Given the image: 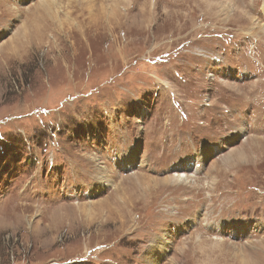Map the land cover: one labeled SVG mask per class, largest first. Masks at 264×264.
<instances>
[{
  "label": "rangeland",
  "instance_id": "rangeland-1",
  "mask_svg": "<svg viewBox=\"0 0 264 264\" xmlns=\"http://www.w3.org/2000/svg\"><path fill=\"white\" fill-rule=\"evenodd\" d=\"M222 1L0 0V264H264V0Z\"/></svg>",
  "mask_w": 264,
  "mask_h": 264
},
{
  "label": "bare ground",
  "instance_id": "bare-ground-1",
  "mask_svg": "<svg viewBox=\"0 0 264 264\" xmlns=\"http://www.w3.org/2000/svg\"><path fill=\"white\" fill-rule=\"evenodd\" d=\"M22 1H24V0H22ZM55 1V0H54ZM53 2V0H39V2L36 4V6H35V8H34V10H33V12H32V14L33 13H35V15H37V16H39V18H45L46 19V17H49V15H51L52 14V12L53 11H51L50 10V8H51V6H53V4H54V2ZM52 3V4H51ZM219 4V6H220V8H221V11L222 12H227V11H229V9H231V10H233L234 11V13L233 14H230V15H234L235 13H244L243 11L244 10H241L240 9V7H238V6H236L235 4L236 3H234V1L233 0H224V1H222V2H219L218 3ZM239 11V12H238ZM226 15V14H225ZM32 16V15H31ZM34 16V15H33ZM42 18H41V20H42ZM51 18V17H50ZM247 19H248V16H247ZM48 20H50V19H48ZM252 20V19H251ZM251 22V21H250ZM249 22V23H250ZM252 23H254V22H252ZM264 25V24H263ZM23 26V25H22ZM60 26V25H59ZM255 26H257V25H255ZM22 29H25L26 27L25 26H23V27H21ZM28 28V27H27ZM33 28V27H32ZM263 28H264V26H263ZM30 29V28H29ZM34 29V28H33ZM32 29V30H33ZM257 29V28H256ZM24 31V30H23ZM29 31V30H28ZM34 31V30H33ZM32 31V32H33ZM37 29H36V32L35 33H37ZM18 32V31H17ZM34 33V32H33ZM18 34V33H17ZM18 36V35H17ZM16 36V37H17ZM20 36H21V34H20ZM34 37V35L33 34H31L30 32H28L26 35H25V39H24V41H20V40H17L16 38V40L15 41H12L11 40V42H9L8 44H7V49L8 50H6V51H10V52H15L16 50V47L18 46V45H20V44H26L27 42H28V40H30V39H32ZM23 39V38H22ZM2 44H4V43H2ZM6 44V43H5ZM4 46V45H3ZM1 47V46H0ZM6 47V46H5ZM0 49H2V48H0ZM6 49V48H5ZM4 49V50H5ZM17 52V51H16ZM131 153V156L133 155V153L132 152H130ZM130 153H129V155H130ZM128 155V154H127ZM129 155H128V158H132V157H129ZM244 155H245V152L243 151V148L240 146V147H236V149H234V150H232L230 153H229V155H228V157H227V159H226V161H228V160H230V161H232V160H240L242 157H244ZM133 160L134 159H130V161L133 163ZM119 161H122V159H119ZM225 162V161H224ZM177 165V168L176 169H174V174L172 175V176H170L169 178H167V179H165V180H155V178L153 179V178H151V177H148V176H142V175H139V174H134L133 176H132V180H133V182H134V184H136L135 186V189H133L132 187H130V189H132V191H131V193H129V195L128 196H123V197H120V198H118V199H113V204H114V206L116 207V203L119 201L120 202V204H122V205H125V204H127V203H129V201H131L130 199H132L133 197H135L136 195L138 196V194L139 193H143V192H145V191H147L148 189H152V188H156V186H159V184H160V186H161V184L162 185H164L165 183H168L169 182V180L171 179V181L170 182H176V183H178L179 181L180 182H182V183H188V182H191L192 181V178H193V176L192 175H190V174H186L185 172H187L186 170V167H189V163L188 162H184V163H182V165L181 164H176ZM228 166V165H227ZM216 167V165L215 166H213V168H215ZM105 169V168H104ZM108 170V169H107ZM107 170H105V171H107ZM188 170H190V169H188ZM103 172V171H102ZM101 172V173H102ZM99 175V174H98ZM101 175V174H100ZM102 177H104L103 175L102 176H100V179H102ZM105 178V180H106V177H104ZM131 178V177H130ZM194 178H195V176H194ZM129 179V178H128ZM128 179H126V180H128ZM196 179V178H195ZM132 180H130V181H132ZM122 183V182H121ZM130 183V182H129ZM168 184H170V183H168ZM120 185V184H119ZM131 186V185H130ZM127 189L129 190V187H127ZM92 194V193H91ZM85 205H81V206H78V208H83ZM210 207V206H209ZM212 227H215V229H221L220 227H221V225H218V224H214V225H212ZM217 231V230H216ZM219 231V230H218ZM220 232V231H219ZM216 233V232H215ZM218 233V232H217ZM161 238V237H160ZM158 238L157 240V242L156 243H154V249L155 248H161V249H164V248H166V245H167V243H168V240H163V238ZM160 250V249H159ZM161 251V250H160ZM160 257V256H159ZM151 258H153V257H151ZM162 258V257H161ZM157 262V260H154V262H152L153 264H155ZM150 264V263H149ZM172 264H176L175 263V261H173V263Z\"/></svg>",
  "mask_w": 264,
  "mask_h": 264
}]
</instances>
